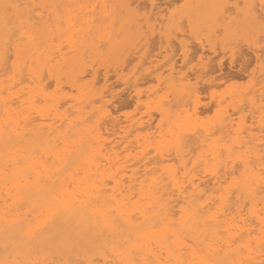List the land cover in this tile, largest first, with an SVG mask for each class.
Returning <instances> with one entry per match:
<instances>
[{
	"label": "bare ground",
	"instance_id": "1",
	"mask_svg": "<svg viewBox=\"0 0 264 264\" xmlns=\"http://www.w3.org/2000/svg\"><path fill=\"white\" fill-rule=\"evenodd\" d=\"M127 2L0 0V261L261 264L264 198L260 189L264 180L258 156L264 150V135L254 133L253 127L246 125V117L235 127V117L224 105L213 122H202L198 118V91L185 74L175 75L173 63L167 67L166 76H162L164 71L155 75L168 92L148 103V108H154L160 116L154 126L157 139L148 132L152 123L146 125L141 118H129L125 120L128 124L121 125L117 118H111L102 103L106 102L104 89L96 85L98 67L104 74L110 69L116 73L125 71L130 57L132 61L138 59L130 68L135 76L145 63L141 60L145 58L142 49L155 34L165 51H174L172 42L178 41L180 54L186 60L188 43L179 38L183 36V23L201 49L206 41L214 52L213 41L218 33L228 40L237 39L235 25L227 34L224 28L237 11L232 6L254 3L258 9L260 0H185L183 4L200 6L192 10L200 21L195 31L187 19L178 30L169 27L161 13L150 17L149 27L154 31H149L145 39H128L119 46L113 41L100 48L108 40L109 29L94 22V16H107L109 25L114 21L116 30L123 28L122 36L136 34L138 22L119 7ZM146 2L152 11V0ZM5 3L28 6L20 9L26 29L23 37L11 24L5 26ZM40 5L45 7H33ZM92 5L108 7L93 10ZM221 5L231 11L222 13ZM218 16L220 25L216 24ZM15 23L19 25L20 20ZM239 33L244 36L243 31ZM253 52L256 58L260 55L256 49ZM204 58L199 57L200 69L205 67ZM95 64L97 68H93ZM142 71L149 72L146 67ZM133 86L139 102L142 93ZM258 88H238L227 96L235 103L236 113L244 106L259 112L251 116L258 118V127L254 126L262 132L264 114L257 103ZM223 100L219 97L217 104ZM108 124L113 135L122 133L119 137L126 143L127 152L124 160L113 139L104 135ZM216 132L219 135L213 137ZM233 143L238 149L243 144V155L237 150L229 156L225 149ZM221 151L223 158L217 154ZM151 152L153 158L149 157ZM249 155L254 166L245 168L238 158ZM205 159L210 161L208 165L203 163ZM194 162L196 169L192 171ZM235 179L240 180L241 187L230 195L228 184Z\"/></svg>",
	"mask_w": 264,
	"mask_h": 264
},
{
	"label": "rangeland",
	"instance_id": "2",
	"mask_svg": "<svg viewBox=\"0 0 264 264\" xmlns=\"http://www.w3.org/2000/svg\"><path fill=\"white\" fill-rule=\"evenodd\" d=\"M141 3H139V2ZM136 3H139L141 5V12L144 11L143 9V4L145 3L144 0H138ZM162 3H161V2ZM175 0H155L156 4L158 5V7L155 9V11H151L150 10V5H149V13H152V19L153 17L155 18L158 15H162L164 14V18L166 17V15H168L171 11L172 8L175 9L176 5V1ZM185 2V0H183ZM182 0H179L180 3L183 2ZM143 2V3H142ZM160 2V4H159ZM167 2V3H166ZM169 2H171L169 4ZM183 2V3H184ZM165 3V4H164ZM182 3V4H183ZM160 5V6H159ZM167 5H171V10L169 12L170 8H167ZM176 5V6H175ZM175 6V7H173ZM167 10V12H166ZM165 11V12H164ZM162 13V14H161ZM152 21V20H151ZM184 25V27H183ZM186 24H182L181 26V31L183 33V36L179 37L184 39L187 43H188V48H189V52L188 55L186 57V60L183 61V57L180 54V50L178 48V41L172 42L173 43V48L175 49L174 51H165L164 48L160 47V43L158 41V37L155 35H152L151 38L149 39L148 44L142 49V51H144L145 54V58L142 57L141 60H145L144 64L142 66H140L139 71L136 72L133 76V71L130 70V68L133 66L134 63H136L138 61V59H131L132 57H130L129 59L126 60L129 61L127 63H129L128 67L126 66L127 63L125 62V71H120L117 72L114 70L107 71L104 74V70L103 68L100 69L96 64L94 65V67H98L97 69V79H98V83L96 84L98 87L104 89V100L106 102H102L103 105L109 110L110 114H111V118H114L118 121H121V125H126L128 124L127 122H125V120L127 119H138L141 118V120L144 121V123L147 125L149 123H152L151 128L148 130V132H150V134L152 136L155 137V139H157V137L155 136V134L157 135V130L154 126H156L158 119H159V115L156 112V110L154 108H148V103L151 101L152 98H154L156 95H162L165 94L166 92H168L166 90L165 85L162 83L160 84L156 79H155V75L161 73L162 71H164L162 73V76H166L164 74H167L168 69L171 65L173 66V64H175V66H173L174 70H175V75H181V74H185L187 78H189V82L193 85H195V88L198 91V97H199V103L197 109L198 110V118L205 123H210L213 122L216 119V115L219 111L220 107L224 108L225 106L228 108L227 111L228 113H230L232 115L233 118V122L235 124L236 127V123H239V121H241L242 118H245V123L246 125L250 126L251 128L253 127V132L259 135H264L262 134V132L258 131V128H255V126L257 125L258 127V121H256V118H252L251 115H253V117L257 116L259 114V112L253 113L248 106H244L239 110L237 109V113H236V108H233V106H235V103H232V99L229 96L230 95V91L238 89V90H242L244 88L249 87V75L252 73V69L256 67V72H255V80L258 82H260L261 80V75H260V69L258 68V61L256 60V56L255 53L253 52V49L258 50L259 53V49L258 48H249L247 43L243 42V39H241L242 36H240V33H236L237 39L235 40H228L229 42L232 43H236L238 40L240 41L237 46L233 49L231 47H229L227 50L224 47V41H225V37L223 33H220L218 35V37L215 39L216 41L214 42V49L215 51L213 52L209 47V45L207 44L206 41L203 42L204 47L201 49L200 44H198L190 35V33L188 32V27L185 26ZM189 35V36H188ZM154 37V38H153ZM156 37V38H155ZM189 37H191V41L189 39ZM239 38V39H238ZM157 39V40H155ZM241 39V40H240ZM155 40V41H154ZM193 40V41H192ZM158 41V42H157ZM152 42V43H151ZM154 42V43H153ZM177 42V44L175 43ZM189 43H192L189 45ZM197 43V44H195ZM217 43V44H216ZM176 44V45H175ZM223 44V46H222ZM150 47H149V46ZM155 48H154V46ZM195 45V46H194ZM197 45V46H196ZM148 46V47H147ZM190 46V47H189ZM194 47V48H192ZM198 47V48H197ZM245 47V48H244ZM152 48V49H151ZM197 48V49H196ZM246 51L242 52L243 50ZM149 49V51H148ZM191 49V50H190ZM241 49V50H239ZM248 50V51H247ZM148 51V52H147ZM151 51V52H150ZM202 51L205 53H202ZM206 51V52H205ZM208 51V52H207ZM219 53H218V52ZM160 52V53H159ZM210 52V53H209ZM221 52V53H220ZM228 52V53H227ZM218 53V54H217ZM236 53V55H235ZM242 53V55H241ZM142 54V53H138L137 55ZM150 54V55H149ZM179 54V55H178ZM245 54V55H244ZM143 55V54H142ZM203 56L204 61H205V67L203 69H200V63H199V57ZM236 59H235V57ZM136 56V55H135ZM160 56V57H159ZM250 56V58H249ZM253 56V57H252ZM243 57V59H242ZM134 58V57H133ZM144 58V59H143ZM188 58V59H187ZM190 58V59H189ZM240 58V59H238ZM177 59V60H176ZM242 59V60H241ZM164 60V61H163ZM191 60V61H190ZM235 60H237V62H235ZM245 60V61H244ZM251 60V61H249ZM154 61V62H153ZM175 61V63H174ZM242 61V62H241ZM208 62V63H206ZM244 62V63H243ZM164 63V64H163ZM173 63V64H172ZM184 63V64H183ZM235 63H237L235 65ZM251 63V67H247L246 71H244V68L247 66V64ZM181 64H183L181 66ZM243 64V65H242ZM246 64V66L244 65ZM257 64V66H256ZM158 65V66H157ZM178 65V66H177ZM161 66V67H160ZM233 66V67H232ZM241 66H243L242 68H240ZM93 67V68H94ZM101 67V66H100ZM148 68V71L146 73L142 71L143 68ZM156 67V68H155ZM226 70H224L223 68ZM228 67V68H227ZM95 68V69H96ZM176 68V69H175ZM198 68V69H197ZM217 68V69H214ZM151 69V70H150ZM167 69V70H166ZM200 69V70H199ZM213 69V70H212ZM239 69V70H238ZM243 69V70H240ZM124 70V69H123ZM154 70V71H153ZM197 70V72H196ZM217 70V71H216ZM223 70V71H222ZM229 70H233L232 72ZM177 71V72H176ZM221 73H220V72ZM190 74H189V73ZM195 72V73H194ZM224 72V73H222ZM235 72V73H234ZM240 74H239V73ZM242 72V73H241ZM115 73V75H114ZM188 73V74H187ZM194 73V75H193ZM200 73V74H198ZM227 73H229L227 75ZM141 74V75H140ZM196 74V76H195ZM198 74V76H197ZM202 74V75H201ZM223 74V75H221ZM234 75L232 77V75ZM242 74V75H241ZM139 75V76H138ZM143 75V76H142ZM200 75V77H199ZM208 75V76H207ZM216 75V76H215ZM228 78H226L225 76ZM258 75V76H257ZM112 76V77H111ZM222 76V77H221ZM239 78H238V77ZM108 77V79H107ZM148 77V79H147ZM153 77V78H152ZM192 77V78H191ZM203 77V78H202ZM217 77V78H216ZM230 77V78H229ZM242 77V78H241ZM101 78V79H100ZM110 78V79H109ZM201 78V79H200ZM205 78V79H204ZM213 78V79H212ZM215 78V79H214ZM103 79V80H102ZM107 79V81H106ZM136 79V80H135ZM224 79L225 81L223 82ZM109 80V81H108ZM205 80V81H204ZM199 83H198V82ZM113 82V83H111ZM118 82V83H117ZM143 84H142V83ZM218 82V83H217ZM256 82V83H257ZM116 83V84H115ZM122 83V84H121ZM129 83V84H128ZM203 83V84H202ZM212 83V85H211ZM220 83V84H219ZM104 84V85H103ZM108 84V85H107ZM112 84V85H111ZM119 84V86L117 85ZM121 84V85H120ZM202 84V85H201ZM211 86H210V85ZM214 84V85H213ZM228 84V85H227ZM116 85V86H115ZM127 85V86H126ZM136 87V89H138L140 91L141 95V100L139 102H141L138 105V101H136V96L135 95V91H134V86ZM199 85V86H198ZM102 86V87H101ZM108 86H111L108 88ZM113 86V87H112ZM202 86V87H201ZM207 86V87H206ZM210 86V87H209ZM215 86V87H214ZM217 86V87H216ZM221 86V87H220ZM233 86V87H232ZM257 86H259L258 89H260V83L255 84V86L253 88H256ZM53 84L49 87L50 90L53 89ZM108 89H107V88ZM127 87V88H126ZM157 87V88H156ZM163 87V88H161ZM201 87V88H200ZM67 88V87H66ZM66 88H64V90H66ZM126 88V89H125ZM156 88V89H155ZM206 90H205V89ZM241 88V89H240ZM105 89H107V92L105 91ZM123 89V90H122ZM151 90V91H150ZM68 92H71L70 88H67ZM103 91V90H102ZM119 91V92H118ZM157 91V92H156ZM206 91V92H205ZM218 94H217V92ZM106 92V93H105ZM152 92V93H151ZM155 92V94H154ZM222 92V93H221ZM72 93H74V91H72ZM119 93V94H117ZM148 93V95H147ZM115 94V95H114ZM117 94V95H116ZM124 94V96H123ZM227 94H229L227 96ZM108 95V96H107ZM115 96V97H114ZM122 96V97H121ZM126 96V97H125ZM226 96V98H225ZM117 97V98H116ZM121 97V98H119ZM171 97V96H170ZM214 97V98H213ZM220 98L224 97V100L222 102L221 105L217 104V100ZM124 98V99H123ZM213 98V99H212ZM121 99V100H120ZM215 99V100H214ZM113 100V101H112ZM119 100V101H118ZM130 100V101H129ZM212 100V101H211ZM231 104H228V101ZM117 101V102H116ZM122 101V102H121ZM127 101V103L125 102ZM119 102V104H118ZM226 102V103H225ZM260 99L258 100V104L260 103ZM105 103V104H104ZM109 103H112V105H110ZM121 103V104H120ZM130 105H129V104ZM212 103V104H211ZM108 104V105H107ZM124 104V105H123ZM129 105V106H127ZM207 105V106H206ZM112 106V107H110ZM120 106V107H118ZM123 106V107H121ZM136 106V107H135ZM104 107V108H105ZM110 107V108H109ZM201 107V108H200ZM206 107V108H205ZM208 107V108H207ZM210 107V110H209ZM113 108V109H112ZM119 108V109H118ZM174 108H176V106H174ZM230 108V109H229ZM209 111H208V110ZM115 110V112H113ZM136 111L138 113H136ZM149 111V112H148ZM203 111V112H202ZM232 111V112H231ZM234 111V112H233ZM145 113V114H144ZM157 113V114H155ZM200 113V114H199ZM234 113V114H233ZM249 113V114H248ZM133 114V115H131ZM120 115V116H119ZM130 115V116H129ZM239 115H243V116H239ZM245 115V116H244ZM132 116V117H131ZM144 116V118H143ZM146 116V117H145ZM251 116V117H250ZM121 117V118H120ZM153 117V118H152ZM240 117V118H238ZM124 119V120H122ZM151 121H150V120ZM250 120H252L250 122ZM155 121V122H154ZM104 122H107V120L105 119ZM154 122V123H153ZM253 125V126H252ZM255 125V126H254ZM110 125H107V128H111L109 127ZM103 127V126H102ZM153 128V129H152ZM107 129L109 131V134L107 132V130H103L106 132V136H108V138H112L114 141V145H115V149L117 150V152H120V155L122 160H124L125 158H123L127 152L124 151V146L126 145V143L121 140V138L119 137L120 134H122L121 132H118L116 134H112L113 130L112 129ZM216 129V128H213ZM257 130V131H256ZM216 131V130H214ZM154 132V133H153ZM108 134V135H107ZM113 135V136H111ZM219 135V133H215L213 134V137H217ZM119 137V138H118ZM262 141H264V136L262 137ZM109 139V140H110ZM123 141V142H122ZM117 146V147H116ZM132 153H135V151H132ZM194 157L196 156V151L193 152ZM149 157L153 158V152H151L149 154ZM172 157V155L170 156ZM172 159V158H171ZM135 159H130L129 161L131 162H135ZM127 161V162H129ZM173 161L178 162L177 159L173 158ZM172 160H170V162H173ZM136 166V164L134 165ZM141 169V168H140Z\"/></svg>",
	"mask_w": 264,
	"mask_h": 264
},
{
	"label": "snow or ice",
	"instance_id": "3",
	"mask_svg": "<svg viewBox=\"0 0 264 264\" xmlns=\"http://www.w3.org/2000/svg\"><path fill=\"white\" fill-rule=\"evenodd\" d=\"M176 8L172 9V12L168 15H166L165 19L169 21V27H175L178 30L179 24L187 19L189 26L195 31L197 24L200 23L199 19L194 16L193 14V9L200 7L197 5H192V4H182L179 2V0H176ZM22 7H28L27 5L21 6L16 3H5L3 5L4 13H5V26L12 25L14 29H18L21 33V36L23 37L25 35V24L23 21L22 13L20 9ZM33 7H45L44 5L40 6H33ZM57 9L60 7L59 5L54 6ZM81 7H84L81 5ZM97 7H108L107 5H92L93 10H95ZM121 9H126L128 13L130 14L131 18L138 22L139 28L134 36H122L121 33L123 31V28L120 30L115 29V22L111 25L108 24V17L105 16L101 19L96 18L95 16L93 17L94 22H98L101 25H107L109 29V36L108 40L105 42H102L99 47L104 48L106 44L112 43L113 41L115 42V46H119L123 44L126 40L128 39H139L143 40L148 36L149 31H154V28H150V17L151 14L149 13V4L146 2L143 4V13H141V5L136 3V0H128L127 3L122 4L119 6ZM158 7L156 4L155 0H152L151 3V8L153 11ZM167 8H171V5H167ZM216 7V6H213ZM221 8L222 13H228L231 11L227 5H221L219 6ZM235 8L237 11L232 14L231 16V21L230 24L227 26H224L225 28V34H227L228 29L231 27V25L236 26V31L239 33L243 31L244 36L241 37L243 39L244 43H247L249 48L256 47L259 49L260 55L257 57L258 61V67L260 69V75H261V80H260V110L262 114H264V0H260L259 2V7L257 9V6L254 3H244V4H235L232 6ZM227 17L225 16V19ZM19 19L20 23L19 25H16L15 20ZM216 24L220 25L221 24V19L218 16L216 19ZM113 32L115 33L113 35ZM15 34V31L12 33V35ZM219 35V33H218ZM240 41L238 40L236 43H232L227 41L226 35H225V42H224V47L227 50L229 47L235 48L237 44ZM251 63H249L246 67H251ZM94 67V65H93ZM255 72L256 68L252 69V73L249 75V88H252L256 84L255 80ZM261 129H262V134H264V115L261 116ZM261 148L264 149V141L261 143ZM229 156H231V153L234 151H241L242 155L244 153L243 149V144L239 146V149L235 146V143H233L232 146H228L225 149ZM221 158L224 156V152H218L217 153ZM239 162L245 166V168L249 166H254L252 164V159L251 156H247L246 159L244 158H238ZM258 159L261 164V178L264 180V150H262L258 156ZM215 160V157H213V161ZM205 165H208L210 163L209 160L205 159L203 161ZM235 164L236 161H233ZM196 169V164L195 162L193 163V169L192 171H195ZM215 174V170L214 173ZM180 187H183V185H180ZM241 187L240 180L235 179L234 183H229L228 184V192L231 195L233 190H239ZM261 196L264 198V185L261 186L260 189ZM239 196H237V201H239ZM264 211V210H262ZM264 219V218H262ZM261 245L264 246V240L261 241ZM0 264H34V262H29V261H23V260H17V261H0ZM67 264H71V262H67ZM92 264H100L99 261H94ZM107 264V262H105ZM129 264H132V262H129ZM147 264V262H145ZM261 264H264V261L261 262Z\"/></svg>",
	"mask_w": 264,
	"mask_h": 264
}]
</instances>
